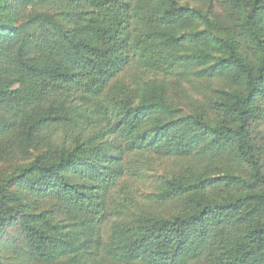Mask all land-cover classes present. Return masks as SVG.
<instances>
[{
  "label": "trees",
  "instance_id": "16d2710c",
  "mask_svg": "<svg viewBox=\"0 0 264 264\" xmlns=\"http://www.w3.org/2000/svg\"><path fill=\"white\" fill-rule=\"evenodd\" d=\"M224 2L261 51L257 64L198 29L209 17L181 0H0V13L32 7L21 23L0 15V157L39 152L0 181V210L9 208L6 221L21 231L26 264H264V172L251 136L254 103L264 97V0ZM226 45L228 54L217 55ZM174 71L181 80L241 86L218 104L228 121L212 126L168 103L166 76ZM55 127L65 132L60 143L47 133ZM228 151L249 166V178L164 177L147 196L161 204L187 196L178 214L136 211L130 184L119 183L145 179V153ZM220 184L245 192L191 197ZM43 203L51 205L35 212ZM61 209L65 218H57Z\"/></svg>",
  "mask_w": 264,
  "mask_h": 264
},
{
  "label": "rangeland",
  "instance_id": "374dc122",
  "mask_svg": "<svg viewBox=\"0 0 264 264\" xmlns=\"http://www.w3.org/2000/svg\"><path fill=\"white\" fill-rule=\"evenodd\" d=\"M35 1V0H34ZM40 1V0H37ZM252 0H245L246 5L250 4ZM183 4H189L192 7L199 8L203 14L209 17L211 23L200 20L198 29H207L213 34L221 37L228 44L235 43V48L245 60L250 63L260 62L261 51H259L255 44L249 37L241 33L239 30V15L232 11L231 8L224 2V0H181ZM55 6V5H54ZM52 8V7H51ZM32 7L26 9L20 7L19 10H5L0 13L3 20H11L14 24L21 23L17 21L18 16L26 17ZM36 10H43L36 8ZM47 12H53L55 9H45ZM259 26L261 27L260 34L264 39V18L261 19ZM32 33H39L38 28H33ZM236 41V42H235ZM36 52V49H34ZM229 49L227 45L221 53L217 55H227ZM130 75V72H127ZM177 71L168 76L169 87L166 92L168 103L179 110L183 115H197L203 117L212 126H216L222 121H228V116L224 114L218 107L222 100H229L228 97L236 92H241L242 88L235 85L227 78H216L214 80L206 79H179ZM255 119L251 126V136L264 172V97H259L254 103ZM50 133L56 142L60 143L65 132L62 128L55 127L49 129ZM39 152L32 151L29 157L10 158L5 159L0 157V181L12 175L18 174L24 165L32 161ZM141 161L144 164L146 177L143 181L126 178L121 180V184L127 181L130 184L133 194L137 198L139 210H149L161 216H170L178 214L185 208L186 197L176 198L166 204L156 203L155 200H147V196H154L160 191L161 182L164 177H176L177 179L188 182L193 179V174L198 177H219L224 175L250 177V168L242 160L236 158L231 151L225 154L214 157H200L198 155H191L189 157H165L153 153H145ZM195 180V179H194ZM245 190L220 184L216 186H209L202 190H194L191 195L193 198H201L205 202L222 201L235 198L244 193ZM51 204L41 205L35 212L39 213L44 208L50 207ZM145 206V207H144ZM10 210L9 208L0 210V264H26L25 254L18 246L21 231L7 222ZM27 212L30 209L27 208ZM48 216V215H47ZM63 209L57 212V218H65ZM114 220L110 216L105 220L101 227L103 240L106 242L110 233V227ZM22 222H27L25 218ZM15 240V242L13 241Z\"/></svg>",
  "mask_w": 264,
  "mask_h": 264
}]
</instances>
